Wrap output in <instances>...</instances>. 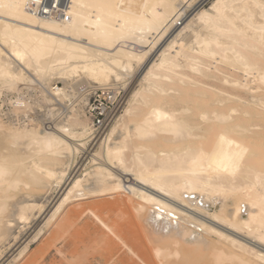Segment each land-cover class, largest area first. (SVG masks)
I'll use <instances>...</instances> for the list:
<instances>
[{
	"label": "bare ground",
	"instance_id": "6f19581e",
	"mask_svg": "<svg viewBox=\"0 0 264 264\" xmlns=\"http://www.w3.org/2000/svg\"><path fill=\"white\" fill-rule=\"evenodd\" d=\"M191 1L0 0V96L21 91L22 81L39 86L33 103H24L20 93L10 96L15 105L11 111L2 113L0 104V245L16 239V225L22 223L17 229L21 234L33 210L42 207L26 195L28 199H18L17 193L22 196L27 188L41 191L52 179L62 182L74 154L94 142L92 120L80 116L78 101L97 89L115 99L133 70L142 66L121 113L94 142L93 152L87 151L91 166L71 178L46 222L59 216L55 222L61 227L63 209L71 201L125 193V198L109 201L110 210L99 207L96 199L86 210L88 219L97 218L106 228L104 234L119 240L121 230L128 235L126 227H139L137 235L142 233L146 240L132 231L129 240L125 236L116 241L124 244L118 261H129L128 250L143 259L149 253L161 264H264V250L196 214L244 232L264 246V0H212L159 48ZM157 48L155 57L147 58ZM211 61L245 76L241 82L233 73L220 72L223 83L234 89L250 85L256 93L249 91L260 94L246 99L225 85L207 87L192 77H201ZM58 80L63 87L52 86ZM56 99L65 107L54 126L39 129L36 123L13 122V115L19 114L33 121L28 114L33 104L48 109ZM114 205L129 208L126 216L132 219L119 215L112 223L106 221ZM193 226L195 232L206 228L224 241H213L217 237L212 240L208 231L200 234L211 240L203 241L192 234ZM189 234L194 237H186Z\"/></svg>",
	"mask_w": 264,
	"mask_h": 264
},
{
	"label": "rangeland",
	"instance_id": "374dc122",
	"mask_svg": "<svg viewBox=\"0 0 264 264\" xmlns=\"http://www.w3.org/2000/svg\"><path fill=\"white\" fill-rule=\"evenodd\" d=\"M211 2H212V0H192L189 3V4H191L190 5V8H188L186 14H184V17L181 18V20L177 24L178 26L175 25V28H177V29H175L173 27L174 30L173 29L169 30V32H167V35H165L160 40V44L158 45V47L161 48L162 47L161 45L163 43H165V41H167V39H169L172 36V32L175 33L176 30H178L179 27L182 26L183 22L185 24L186 21L189 18H191L198 10L207 8ZM193 3H194V5H193ZM162 40H163V42H162ZM159 48H157L154 51L153 50L150 51L149 52L150 55L148 54L147 55V58H150V59L154 58L155 57V53H156L155 51H157ZM217 63L218 62L213 63V61L208 62L207 63V66H205L203 68L202 74L200 73L201 77L198 76L199 73H196V75L194 73H191V74H194L195 75V76L192 75V77L193 78H195V77L198 78L199 77L200 80L203 81V84L205 86H207V85L208 86H211L209 83H212L213 84L212 86L219 87L221 85L220 87L223 88L224 85H225L227 88H229V89H227L229 91H230V88H231V90L234 89V88L229 83L225 84L226 82H224V83L222 82L223 81V79H222L223 76L222 75H224L225 73H228V74L233 73L232 75H234L236 78H238L241 82H243V80H245V76H243L240 71L237 72V70L236 71L235 70L233 71L232 69H228V68H226L227 70H224L225 69V66L223 64L221 66L220 65L221 63H218V64ZM215 65L217 66V68H216ZM141 67L142 66H140L139 69L136 68L138 70H133V73H134V74H132V77L133 78L132 77L129 78V81L127 82V84L125 85V87L120 88L118 90L117 95L118 94L122 95V100H123L122 106L124 105L126 96L129 93V91L133 87L137 86L136 84H138V78L136 76H139V74H141V72H142V68ZM206 67H207V69H206ZM30 72L28 71V74H30ZM220 72L223 73V74L221 75ZM31 73L33 74V72H31ZM133 75L134 76L136 75V76L134 77ZM202 75H203V77H202ZM242 77L244 79H242ZM22 82H23V85H22ZM22 82H21V84L19 83L20 84L19 86L22 88L21 91H19L17 93L10 92V95H9V92H4L0 96V104H1L2 113L3 112L5 113L7 110H10L11 111L12 109H14L15 105L12 102H10V100H9V98H11V97L14 98L13 95H17V94H20L21 93L20 94L22 96L21 99L24 100V103H26V104L33 103L34 100H35V98L39 97V92L37 91V89H38L39 86L38 85H34L37 82L36 83L35 82L34 83H32V82L30 83L28 81L27 82L22 81ZM24 82H25V84H24ZM27 83H29V87L27 85L28 88L26 87V84ZM30 84H31V86L32 85L33 86L31 87ZM217 84L218 85L220 84V85L217 86ZM55 85H58L59 87H63V84H62V82L60 80H58L54 84H52V86H55ZM191 87H193V86H190V88ZM226 87H224V88H226ZM249 87H250V85L248 86V89H244L246 87H241V88L238 87V89L237 88L234 89V92L237 91L239 93V95H242V97H244L246 99H251V96L252 95L253 96H257V94H260V93L253 94L255 92V90L252 89V88L249 89ZM195 89H196V87H195ZM243 89L245 90V92H244ZM64 90L67 91V92L69 91L68 88L67 89H64ZM249 90H252V91L254 90V92L249 91ZM99 91L102 92V90H100V89H97V90H94V91H90L87 95L83 96L78 101V105L77 106H80L81 107V111L78 108V112H79L80 116L83 117L86 114V116H88V118L90 117V119L92 120V116L89 115L87 111H89L91 97L93 95H96ZM237 92H236V95H237ZM6 93H7V95H6ZM100 96H105L106 99L108 98V96L103 95V92L100 94ZM84 97H86V98H84ZM3 99L5 100L4 102L2 101ZM59 101L56 99V100H53L52 101L53 103L50 102L49 104H51L52 106L54 105V106L52 107L51 105H49V106H47L48 109H46V106L43 105V104L41 105V108H40V106H37L36 104H33V106L31 107V109H29V111H28L29 117H31L33 119V121H29L28 119H26L25 116H23V115L20 116L21 114H19V115H13V119H14L13 122L16 123L17 121H22V122H25V123L26 122L27 123H36V124H38L39 129L44 128L45 126H46V128H50V127L54 126V122L56 121V118L58 117V115L62 111V109L64 110L65 104L63 102L61 103V101L60 102ZM95 102L96 101H94L93 103H95ZM57 103H59V105ZM66 103H68L67 100H66ZM43 106H45V107H43ZM47 110H49V111H47ZM5 117H6V115H3L4 120H6ZM107 127H108V125L102 130V132H96V131H94L93 134H94V136H96L95 139H93L94 142L96 140H98L102 134L105 133V131L107 130ZM94 142H92L93 143L92 144L91 141H89L86 144V148H87L86 151L85 150H82V151L74 154V157H73V159L71 161V166H70L69 174L65 176V178H64V180L62 182L57 183V179H55V180L52 179V180L49 181L50 184L48 182L46 184V187L44 186L41 189V191L40 190H37V189H34V190L31 189L32 191L30 192V189H28V188L26 189L25 188L26 191H24V190H21V191H23V193L29 191L28 193H24L23 194L22 192H20V195H22V196H19L18 195L19 193H17L18 199H21L23 196H24V198L27 196L29 198L28 199L26 197L28 200H30V201H35L36 200L35 203L41 204L43 208L41 207V210L39 212H38V209L37 208H35L33 210V216L30 218V221H28V223L26 224V226L23 228L24 230L22 231L21 234H17V231H18L17 229H19V227H21L20 225H22V223L16 225L17 227L15 226L16 228L14 230V233L16 234V239H13V237H11L8 241H5L4 243H2V245H0V247L2 249V252L0 253V255L2 254L0 256L1 257L0 258V264H5L6 262H7L6 264H114L115 262L116 263L119 262V264H123V263L126 264V262L127 263L129 262V264H131L133 261L136 260L135 258H138V256H135L136 254L134 255V253H130V251L125 250V249H128L127 247H125L124 250L127 251V252H129V256L132 255V257L131 256L130 257L133 258V261H131L132 259H130V257H128V260L129 261H123V260H127V256L128 255L124 256L125 259L123 258V260H122L123 262L118 261V258H116V257H119L120 256L119 255V252L121 253L122 252L121 250H123L122 247H124V244L122 242L119 243L120 245L117 243L118 241L120 242V240L122 238H125V236H127L128 237L127 240H129V237H130V234H132V231H135L134 232L135 234H133V236L135 235L139 239L142 238V236L140 235L142 233L139 234V236H141V237H139L137 235L138 234L137 232L139 230V227H137V228L136 227H133L134 230H132V231H128V229H127V228H131V227H126V231L129 232V233H128V235H127V233H125V234L122 233L124 235V237H122L123 235H121L122 230L120 231V228L123 229V227H120L119 230H118V231H120V233L118 235H119V237H121V239L119 240L115 236H112L111 234H108L109 232H106V234H104V232L106 231V228L103 227L102 225H100L101 223L97 220V218H94V219L89 218L90 219L89 220L88 217H87L88 215H91L90 213L88 214V212L86 210H87V207H89V205L92 204V202H95L96 201V203L98 202L97 204H98L99 207H102V208H105L106 207V208L109 209V206H111V207L113 206V204L110 203L109 201L110 200H113L114 197H120V196H122L123 198H125L124 197V196H126L125 193H122L120 195L119 194H115L114 197H112L110 195H107V196L105 195V197L102 196L103 198L101 196L98 197V198L97 197L96 198H86V199H83V201L80 200L81 202L80 201H73V202L71 201L67 205H65V207L63 209V214H62V217L63 218L60 217L63 220V225L61 227H57L56 226L57 225L56 222H58L57 221L58 220L57 218L59 216L55 217V219H52L49 222H46V219L50 215V212H52L53 208L56 206V204L58 203V201L63 196L65 190L68 188L69 181L71 180V178L75 174H77L79 172L78 170H81L82 171L84 167L91 166V156L88 154L87 151L90 150V149H92V147L94 145ZM91 152H93V149L91 150ZM74 164H77V165L74 166L75 168H72ZM126 178H127V175H126ZM34 193L35 194L37 193L36 194L37 196H32V195H35ZM28 195H30V196H28ZM30 197H32V198H30ZM99 200H101V201H99ZM72 205H75V206L73 207ZM111 207H110V209H111ZM114 207H115L116 210L114 208H113V210H115V211L110 212V213L107 211V213H106V214L109 213L108 214V218L109 219L106 218V221L109 220L110 223H112L113 221H115L114 218H117L118 219L121 216H126V214L128 215L129 212H130L129 208L128 209H123L124 208L123 205L120 206V207H123V208H120V209H119V206H117V205H114ZM126 207L127 206H125V208ZM184 207H186L187 211L193 212V210H192L191 207L186 206V205H184ZM209 211H212V210H209ZM74 214H76L75 215V219H74ZM196 214L199 215L210 226L215 227V228H218V229H220L221 231H223L225 233H229L230 235H233V236H235V237H237L239 239H242V241L248 242L249 245H251L253 247L260 248V249L264 250L263 244H260L258 241H255L254 239H252L250 237H247L244 234V232L236 231L234 229H231L228 226H226L225 224H222L218 220H215V219H213V218H211V217H209V216H207L205 214H202V213H200V214L199 213H196ZM68 215L71 216L72 219L69 218ZM117 216H119V217H117ZM105 217H107V216H104L103 218H105ZM126 217H124V218L126 219ZM121 218H123V217H121ZM128 218H130V216L127 217V219ZM68 219H70V220H68ZM120 219L118 221H120ZM130 219H132V217ZM186 219L184 218V222H185V220L186 221H189L190 220L188 218H186ZM92 220H96V221H92ZM111 220H113V221H111ZM97 221L99 222V224H98ZM122 221H124V219ZM192 223L197 224L194 221H192ZM193 228H194L193 231L194 230L195 231H198L196 227L193 226ZM76 229H77V231H76ZM131 229H129V230H131ZM204 229L205 230H203V231H201V229H200L201 232H199V233L194 231V232H192V234L196 233V235L198 237L200 236V238H204V239L207 238L208 240L207 239L206 240L201 239V240L206 241V242L209 241V239H210L211 236H212L211 237L212 240L214 239V236H215V238L217 237L213 241H217V240L218 241H222V242L224 241V240H221L218 237V235H213V233L212 232L210 233L208 231V229L207 230H206V228H204ZM207 231L210 234V235L208 234L210 237L209 236L204 237L205 234L207 235V233H206ZM204 232H205V234H204ZM200 233H202L204 235L202 236V234H200ZM94 234H95V236H94ZM107 234H108V237H107ZM198 234H200V235H198ZM133 236H132V239L134 238ZM114 237L117 240H113L112 238H114ZM186 237H190V234H189V236H186ZM192 237H194V235ZM192 237H190V238H192ZM138 238H136V239L139 240ZM196 238L197 237L195 236V238H193V239H196ZM200 238L198 240H200ZM110 240H112V241H110ZM122 240H124V239H122ZM127 240H125V241H127ZM144 240H146V239L144 238ZM142 241L140 243L138 241H137L138 243L136 242L137 245L140 244L138 246V248L140 247V249H141V247L143 248V246H141V245H143V244H141ZM213 241H211V242H213ZM107 242H108L109 245L112 244L113 242H116V243H114V246H115V244H117L118 246H116V248H115L113 246V244H112V246L114 247V249H112L113 247L110 249V246L107 244ZM127 242L129 243V241H127ZM143 243L145 244L144 241H143ZM146 243L149 244L148 240H147ZM121 244H123V246H121ZM25 245H26V248L22 249L23 247H25ZM137 245L135 244L134 247L135 246L137 247ZM108 246H109V248H108ZM119 248L120 249L122 248V249L120 250ZM118 250H119V252H118ZM17 253H19V255ZM117 255H119V256H117ZM144 255H145L144 258L147 256L146 257L147 259H143L142 256H140L137 259V261H136L137 263H133V264H143V262L147 263L145 260H150V258L152 259V257H149L148 256L149 253H148V255L147 254H144ZM155 258H153L152 260L148 261L147 264L152 263V261H154ZM157 262L159 263V260L158 259H155V263L156 264H158ZM169 262L173 264V262H171V260ZM155 263H152V264H155ZM162 263L165 264L164 262H162ZM170 263H167L166 262V264H170ZM175 263L176 264H179L181 262H175ZM184 263H182V264H184ZM159 264H161V263H159ZM185 264H187V262ZM188 264H190V263H188ZM191 264H192V262H191Z\"/></svg>",
	"mask_w": 264,
	"mask_h": 264
},
{
	"label": "built area",
	"instance_id": "2783aa9c",
	"mask_svg": "<svg viewBox=\"0 0 264 264\" xmlns=\"http://www.w3.org/2000/svg\"><path fill=\"white\" fill-rule=\"evenodd\" d=\"M101 93L99 91L91 97L89 111H87L92 116V124L96 132H102L114 116L120 113L123 104L122 95L118 94L115 99L111 100L100 96ZM94 101L96 102L93 103Z\"/></svg>",
	"mask_w": 264,
	"mask_h": 264
}]
</instances>
